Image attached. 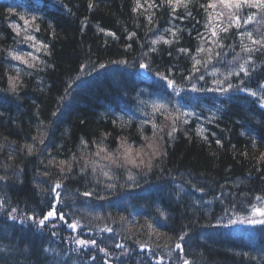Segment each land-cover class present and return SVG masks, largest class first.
<instances>
[{
	"label": "trees",
	"instance_id": "obj_1",
	"mask_svg": "<svg viewBox=\"0 0 264 264\" xmlns=\"http://www.w3.org/2000/svg\"><path fill=\"white\" fill-rule=\"evenodd\" d=\"M89 2L90 0H64V3H68L72 11L77 12L78 15L81 14L83 17L86 16L89 21L88 23H98L101 29H109L116 33L117 41L112 40V42L110 40H104L102 42L100 38L92 37L88 41L82 42L78 39L79 30L76 23H69L66 20L63 22L55 21L53 27L55 29L57 27L58 31L54 39H56L58 45L61 44L59 47L62 48V51L58 54L62 60L60 61L62 63L61 68L64 69L66 73L68 67L75 70L81 63H88L86 64L88 66L86 72H88L91 64L95 63L92 62V60H125L127 63L122 65L125 68V71H123L125 76L119 75V73L113 74V76L117 77L115 79L122 84L117 86V89H119L118 91L114 90V93H116L117 96H122L124 94H126V96L131 94L132 96L136 93L137 96V94H140V85L142 83L136 81L134 78L130 79L129 77L132 76H129V74L136 75V79L140 78L139 61L142 54L147 52L149 47H151V40L144 36V33H147L149 30L144 22V18L147 16L146 14H155V10L147 8L146 2H143L142 4H145L147 10L141 9L142 17L138 20L130 13L131 0H91L93 4L91 9H89ZM209 3L210 0H195L193 4H189L187 9L184 7H182V11L178 9L176 13L177 17H187V12H192V17H187L185 19L178 18L172 20L171 8L168 6L162 8V17L155 18V26L158 25L160 27V36L162 35L164 39L177 40L178 42L164 44L162 40L159 41L160 43L156 46L157 51L151 52L147 57H144L145 62L151 63L152 71L151 73L147 72V74L153 76L157 69L161 72H165L169 67L172 68V78H174L178 84L182 85V87H179L181 89L179 95L189 96L186 101H182L183 104L192 111H196L198 108L203 109L204 114L202 115L204 118V124L208 126V128H206L208 131L205 132L204 135L208 136V141H210V143L203 140L201 136L195 134L194 131H188V134L183 137L185 138L184 140L178 138L180 142L174 146L167 161L161 162L158 159L154 164L155 166L152 171L154 175L157 172L164 173L161 174L160 177L163 175L168 176V174L175 175L176 173L179 174V172H184L192 177L197 176L201 179L200 181L202 183L206 178H210L215 186L211 185L207 189H204L202 198L214 200V206L221 205L225 198H233V204L236 206L235 210H237V212H242L244 209H247V206H249L253 197L260 196V194L264 193V170H256L257 160H259L261 154L264 153V142L259 140V138H264V109L258 108L256 103L244 93L242 94L230 90L229 93L220 94L206 90L199 91V89L215 88L217 85L214 81H224V77L228 75L229 71L233 73V76L229 78L228 82H231L233 85L239 84L242 79H245L244 73H239L238 76L236 75L239 71V61L242 59L247 60L249 56L252 57L254 62H252L249 67L250 76L247 78V83L255 89L261 81H264V55L255 52L245 53L242 51V45L248 47L257 46L252 45L247 36L241 38L238 34L247 30L252 33L254 39H259L260 36L264 34V13L258 12L255 8H244L242 9V15L252 13L257 14L254 23L252 22L243 25L240 29L232 27L227 33L221 32L219 28H215L218 36L212 39L219 40L225 45V47L221 49L209 39L211 37V30L215 27L209 25L208 17L210 14V8H208L206 12L203 8L198 6L199 4L207 6ZM92 9L93 12L90 11ZM76 18L78 19V17ZM228 21L229 19L222 20L219 24H221L222 27L227 26ZM206 24L208 25L207 28H205ZM159 27L157 28L159 29ZM166 29L175 31L176 37H173L171 31H166ZM123 32H135L136 35L131 40L127 41L124 39L125 35ZM198 32L204 35V40L197 38ZM141 37L142 39H139ZM106 41L107 47L103 48L104 45H102V43H105ZM66 43L70 45L67 49L62 46V44L66 46ZM128 44H131L132 47H136L137 49L134 51H131V49L126 50L125 46ZM228 45H234L235 47L234 49L229 48L227 47ZM179 47H188L191 54L185 56L178 53L176 50ZM201 47H203L204 51L197 52L196 49ZM115 52H119V55ZM169 53H171V56ZM217 53H221L223 58H218L216 55ZM193 56L200 60L202 64L208 60L209 56L213 59L208 65L207 70L198 65V67H200V72L195 73V78L186 80L184 77L189 76L190 73H192L194 64ZM50 62L53 64L56 63L55 66L57 68V62H55V60L52 59ZM109 63L112 64V62ZM114 67L116 66L112 65V69ZM214 70L215 74H213ZM111 72L113 73V70ZM51 74L53 76V79L51 80L52 90L47 96L43 95L42 88L38 86L27 90L23 85L17 94L12 95L10 93V96L15 102L12 110L7 111L8 105H0L5 109V113H0V146L4 144V140L7 142L11 140L16 142L30 140L31 138L29 134L34 131V128H37V131L39 132H46L44 131V127L39 123L35 125H32V123L35 120L36 115L37 117L38 114L41 115L46 106L49 105L47 98L52 96L53 100L57 98L53 93L56 90L58 92L60 86L61 88L64 87L61 83L66 78L65 75L59 73V71L57 74ZM200 74H204V80L198 79ZM108 80L109 79H107V81ZM23 81L24 80H22V84ZM155 85L156 91L166 86L165 82L161 81L158 77H156ZM193 85L198 89L197 91H192ZM221 86L227 87V83H222ZM7 88L8 79L3 76L2 67L0 66V92L7 94ZM24 88L26 89L24 90ZM197 92H204V94H207L208 98H212L216 101L210 100L212 103H206V101L203 100L198 102L200 104H194L191 102L190 98L191 96L196 95ZM95 93L96 92L94 91V94ZM62 95L58 98H61ZM143 98L145 97L141 95V98L138 99V101L139 104L145 108V113L147 114L153 109V107H151L148 100ZM51 101L52 100H50V104ZM174 103L175 102H169L167 105L174 106ZM179 109L182 111L181 108ZM74 112L75 113L71 118H67L65 121L59 123L56 134L54 133V135H51L50 130L45 133L47 135L46 143L48 142L52 145L51 148L54 151L53 153L58 154L63 160L72 161L73 163V172L67 179L70 183H68V186L64 185V189H62L61 193L64 194L63 197L66 198V202L74 199L72 203L70 202V208L72 206L78 207L79 212L85 219L83 220L82 216L79 214H68L70 218H76L74 216L80 217V220L84 222V224H82L83 227L87 224H93L96 222V220H89L92 218V211L98 213L99 217L97 222L100 221L102 217L111 218L110 215L112 214L117 218L120 216L125 217L121 214L122 207L127 205V203L133 199V196H131L129 192H125V189L128 186L121 177H118L119 168L108 165L106 160L93 154L98 151V146L104 147L107 153L113 154V150H118L121 137L126 138L128 144H130L133 149L142 147L147 143L144 137L152 138L153 131H139V134H137V132H129V130L133 128L126 119L118 118L116 124L113 125L110 121V116L106 117V111L102 112L96 110L95 112H92L87 109H81L75 110ZM149 115L150 114H148V116ZM213 116L215 117L213 123H207L208 119ZM82 121L83 123H81ZM242 132H244L245 135H241ZM102 133H110V135L105 139L102 136ZM211 133H216V137L223 141V148L216 145L215 138ZM130 134H133L135 138H132ZM90 136H92L91 138L96 139L95 144L91 142ZM253 136L258 138V145L255 148H253L251 144ZM81 138H84L87 141V146L83 152H80L79 148L77 149V146L75 145V143H78ZM162 144L165 145L163 141ZM43 146L44 145H40L37 142L35 145L36 151L31 157L42 154L43 165L45 166L47 160L51 158L52 153L47 151L48 149L41 153L40 149L43 148ZM233 146H235V150H233ZM19 151L20 150L16 152ZM244 152H247V156L241 155ZM105 154L106 153H101V156ZM73 157L76 159L73 160ZM93 162H95L96 165V172L92 171ZM105 165H107V167H101ZM82 167L85 168L84 172H81ZM50 170L52 172V178L53 176H57L56 169L53 168ZM104 171H108L113 179L109 180L105 177L103 175ZM17 173L20 174V170H17L16 174ZM131 173L135 177L137 176L140 180H143L138 171H132ZM11 179L14 181L13 178ZM43 179H40V182H38L37 189L28 186L23 190V193L19 192L15 195L17 201H22V199L29 200L27 208L31 212L41 210V213H43L48 211V208L52 203V200L48 199V203L43 205L39 204L38 207H35L34 201H36L41 195L46 197L53 196L46 191V186L51 188L52 183L51 185H48L46 179ZM42 181H44V183H41ZM151 183L152 182L149 181L147 185L150 186ZM108 184H113L114 186L108 188ZM162 190L170 191L171 194H173L171 196L179 195L170 188L169 182L163 186ZM85 191L92 192L93 195L85 197L82 195ZM25 192H27V194ZM218 195L222 200L218 199ZM79 197H84L87 203L74 205V201ZM8 202L9 201L2 202L0 199V205H3V207H0L1 216L6 215V212L2 210L3 208L7 210ZM156 204H159L158 201ZM213 208L214 207L212 206L211 210H209L211 217L214 213L218 212L217 209L214 210ZM83 209H85V211ZM159 211L165 213L166 216L163 217L172 219L175 223L179 224V226L185 225L186 223V221L181 222L182 218L181 220H177L172 216V218L169 217L167 213L169 212L171 214V210L166 207H164V210L160 207ZM228 213L232 212L228 211ZM135 216V223L127 226L128 230H131L130 234L126 236L128 240H130L128 238L129 236H131V238H134V236H141L143 234L141 232L144 230L146 236V225L152 223L149 219L144 218L139 214H135ZM168 218L166 219L167 221H169ZM142 225L144 227H140ZM152 226L156 227V229L159 227L153 224ZM138 228L139 231H137ZM112 238H114L113 234ZM146 238L149 240L154 239V237L147 236ZM13 240L14 243H10L12 251H9L8 254L10 256L23 258V256L28 254V251L22 249L21 243L19 245L17 242L15 243V239ZM37 241L38 240L35 238L31 250L29 246L26 245V247L29 249L30 253L32 252L34 258L38 260V264H42L40 257L38 259V251L42 247H37ZM225 243L226 242H222V244L217 245L209 243L207 244L209 246H203L202 244L197 243V248L204 249L205 251L202 260L206 264H238L239 261L244 260L243 255H237V253L242 254L243 252L236 247V243L233 242L234 245H226ZM250 256L255 257V259H249L248 262H253L251 264H257V262L263 264L264 252L262 254L250 253Z\"/></svg>",
	"mask_w": 264,
	"mask_h": 264
},
{
	"label": "bare ground",
	"instance_id": "obj_2",
	"mask_svg": "<svg viewBox=\"0 0 264 264\" xmlns=\"http://www.w3.org/2000/svg\"><path fill=\"white\" fill-rule=\"evenodd\" d=\"M194 1L195 0H193V2ZM143 2H146V0H140V3ZM156 2L159 3L160 0H157ZM133 7H135V0H131L130 13L135 19L137 18L139 20L140 17H142L141 10H138V12L134 13L132 11ZM9 9H12L18 14L27 15L29 18L32 15L40 18L37 21L40 23V32L36 34L37 38L49 43L51 47L50 55L46 56L43 53H36V55L40 57L41 62L38 64V68L41 70L34 71L27 69L22 73L21 81L24 80L23 85L27 88V90L38 86L42 88V92L44 93L43 95L47 96L52 90L51 80L53 79V76L51 73L57 74L59 71V73H62L66 77L61 83L64 87L61 88L60 86V89L58 88L59 91L57 92L56 90L53 93V95H55L57 98L54 100L53 96L47 98L49 105L46 106L41 115L38 114L39 120L37 119L36 115L32 125L37 123L40 124L42 121L44 131L47 132L50 130L51 135H54V133L56 134L59 123L65 121L67 118H71V116L74 115L75 110L87 109L92 112H95L96 110L102 112L106 111V117L110 116L111 122L113 121V118L126 119V121L133 128L130 129L129 132H137V134H139V131H154L151 124L143 126L141 125V122L144 120L152 119L158 125H160L161 128H164L168 121L165 120V117L162 115H153V109H151L146 114L145 108L142 107L138 101V99L141 98V95L145 97L143 99L150 102L151 107H153L154 104H167L169 102H175L174 106L167 105L169 112L173 110L172 108H181L182 111H192L188 109L182 102L186 101L189 96L176 95L166 86L156 91V77L154 75L152 76L148 74L143 76L141 71L139 72L140 78L137 79L135 78L136 75L129 74V76H132L129 77L130 79L134 78L136 81L142 83L140 85V94H137V96L136 93H134L132 96L131 94L127 96L126 94L117 96V94L114 93V90L118 91L119 88L117 89V86L122 84L120 81L119 83L117 79H115L117 77L113 76V74L119 73V75H124L123 71H125V68L119 63H109L112 62L111 59H109L110 61L92 60V62L95 63L91 64L88 72H86L88 69L86 64L88 63H81L75 70L68 67L65 73V70L61 68L62 63L60 61L62 60L58 56L59 52L62 51V48L59 47L61 44L58 45L56 39H54L55 36L53 37L50 35V32L53 30L49 28L50 22L52 25L55 21L63 22L64 20L69 23H76L79 30L78 39L82 42H86L92 37L100 38L102 42L104 40L117 41V39H114L111 36H106L104 32H101V27L98 23H88L89 21L85 19L87 18L86 16L83 17L81 14L78 15L77 12L72 11L69 4L64 3V0H0V50L4 52L3 55H0V66L2 67L3 76H5L6 79L8 75H16L14 71L10 70L9 62H3L4 57L7 55V50L14 48L21 52L33 51V49L28 48L24 44H14V33H11V30L8 28V24L12 21H20H18V16L8 15ZM151 9H154V12L156 13L154 15L151 14L153 16L152 24H149L147 20L149 15L146 14L147 16H145L144 22L148 26L149 30L147 33H144V36L152 41L153 39H156L158 36H160V27L158 25L155 26V18L162 17L163 10L162 8ZM179 10L182 11V7H180ZM90 11L93 12V9ZM76 17H78V19ZM82 27L84 28L83 32H81ZM157 27H159V29ZM104 30L105 32H112L109 29ZM54 31L56 35L58 28H54ZM123 33L125 35L124 39L129 41V33ZM139 39H142V37ZM159 43L160 42H158V44ZM102 45H104L103 48L107 47V41L102 43ZM157 45H155V47ZM62 46L65 49L70 47V45L67 43L66 46L64 44H62ZM135 49L137 48L132 47L131 51H134ZM115 53H118L119 55V52ZM52 59L57 62V68L55 66L56 63L53 64L50 62ZM245 61L246 59H242L239 61V64ZM252 62L254 61L252 60ZM10 63L20 67L21 69H25V66L19 64V62L10 61ZM48 64H50L51 67H45V65ZM99 64H104L105 67L99 68ZM81 65L86 66L85 71H81ZM112 65L116 67L112 69ZM93 68H95V71H93ZM112 70L113 73L111 72ZM88 73L91 74L89 75ZM107 79L109 80L107 81ZM69 86H71V88H69ZM178 86L182 87L181 84H178ZM26 88H24V90ZM254 90H256V88ZM66 91L68 94H66ZM94 91L96 92L95 94ZM10 95V93L5 94L0 92V105H8L7 111L12 110L13 104L15 103ZM61 95L63 99L58 98ZM250 99L254 101V98L250 97ZM50 100H52V105L50 104ZM190 100L194 104H200L198 102L203 100L206 101V103H212L211 101H216L212 98H208L207 94H204V92H197L196 95L191 96ZM248 104L251 105L250 103ZM256 106L260 108L258 103H256ZM4 111L5 109L0 106V113H5ZM193 112L195 113L194 116L187 117V125L183 124L182 122L178 123V131L174 134L173 138L167 137V129L165 128V135L161 140V143L162 141L165 143V145H162L167 155L162 158H157L153 161V164H155L158 159L161 162L167 161L169 154L172 153L174 149V146L180 142L178 138L184 140L185 138L183 137L188 134V131H194V133L197 134L199 126L202 125L204 128H208V126L204 124V118L202 115L204 114L203 109L198 108ZM53 113H56V115L54 116ZM148 114L150 115L148 116ZM33 130L34 131L29 134L31 138L30 140L20 142L13 140L7 142L4 140L2 148L0 147V176L7 177V179L0 181V199L2 202L9 201L8 208L6 207L7 210L5 208L2 210L6 212V215H0V264H38V260L34 258L32 252L30 253L29 249L26 247V245L29 246L31 250L35 238L38 240L36 242L37 247H42L38 251V259L40 257L42 264H104L105 260H108L109 264H155L156 256L163 258L161 260V264H182L181 260L179 259L181 253L179 250L175 249V244L178 242L176 238L181 234V232L188 233V236L184 241L181 242V244L184 248V256L190 261V264H206L202 260L205 251L204 249L197 248V243H200L203 246L209 243L214 245L222 244V242H226V245H234V243H236V247H238L241 252L248 253L249 256L250 253L262 254L264 252V226L240 223L229 225L228 227L223 226L228 224L229 218L237 219L239 217L240 219H243L245 217H251L252 213L250 205L264 207V200L257 201L255 197H253V200L249 206H247V209H244L242 212H237V210H235L236 206L232 207V205H234L233 198H225L221 205L214 206V200L202 198L204 191L196 192L193 189V185L200 186L203 189H207L211 185H214L210 178H206V180L203 182L205 184H203L200 181L201 179H199L197 176L192 177L184 172H179V174L176 173L175 175H163L160 177V175L164 173L157 172L154 175L153 171H151L147 172L146 175L141 174V179L143 180H140L136 176V179L133 182L128 181V173L138 170L133 168L131 165L127 166V170H125V168H119L118 171V177H121L128 186L125 189V192H129V194L133 196V199L129 201L127 205H125L126 207H122L123 209L121 214L126 218L124 221H121V216L117 218L114 214H112L110 215L111 218L102 217L101 220L97 222L99 217L98 213L96 211H92V218L89 220H96V222L93 224L88 222L90 224H87L83 227L82 224H84V222L80 220V217L74 216L76 218H70L68 214L71 213L72 215H81L78 207L72 206L70 208V202L72 203L74 199L72 201L66 202V198L63 197L64 194L61 193V202L56 205V209L58 214L61 211L64 212L66 217L64 221H60L59 215H57L56 218H50L48 221H46L45 226L43 227L36 225L33 221L22 222L21 217H26L27 215H31L33 213L39 218H42L43 215L52 208V203L55 199L54 195L51 194L53 195L51 197L41 195L36 201H34L35 207H38L39 204L43 205L48 203V199L52 200L48 211L41 213V210L31 212L27 208V203L29 200H23L22 198H19L22 199V201H17V198H15L17 193H23V190L28 186L37 189L40 179L45 178L48 182V185H51V183L53 184V182L57 179V176H53L52 178L51 176L45 177L42 175L43 171L45 170V166L42 162V154L31 157L27 155L26 151L16 152L20 150V148L25 143H31L33 136H36L39 139L41 133H46L43 131H37V128H34ZM130 135L132 138H135L133 134ZM91 137L92 136H90V138ZM81 140L85 139L81 138L78 143H75V145L77 146V149L79 148L80 152H83L86 146L81 143ZM95 140V138H91V142L94 144L96 143ZM46 144L48 145L47 151L51 152L52 156H55L57 161L63 160L58 154L53 153L54 151L51 148L52 145L50 143L47 142ZM142 147L147 150L146 143ZM116 151L117 149L113 150V154H115ZM10 155L11 159H9ZM17 170H20V174H16ZM11 178H13L14 181H12ZM149 181L152 182L151 185L149 184L150 186L147 185ZM168 182L170 183V188L179 194L178 196H171L173 194H171L170 191L162 190L163 186H165ZM68 183H70L69 180H64L63 187L58 191L61 192L62 189H64V185L68 186ZM46 188L49 189L50 187L46 186ZM25 193L27 194V192ZM260 196L264 197V193L260 194ZM218 199L222 200L220 196ZM157 201L159 204H156ZM201 201L205 202L208 206L202 207L200 205ZM82 203H87L84 197H79L76 201H74V205ZM212 206L214 207L213 209H217L218 212L214 213V215L211 217L209 210H211ZM160 207H162V210H164V207L170 209L171 214L168 212L167 215L169 217L172 216L177 220H181L182 218L181 222L186 221L185 225L179 226V224L175 223L172 219L167 217L169 219V221H167L166 217L160 216ZM12 208L18 209V212L13 214L17 217L16 220H11L8 218V213L11 212ZM225 209H229V211L232 213H226ZM83 210L85 211V209ZM135 214H139L144 218L149 219V221L152 222L151 224L156 225L157 227L159 226L158 229L153 227L158 233L161 234L159 239H157L155 235L149 236L148 234L146 235L147 237H154V239H147L145 236V230L141 232L143 233L141 236H134V238H131L130 240L126 238V236H128L131 231L128 230L127 226L129 224L135 223ZM81 216L84 220V216ZM254 218L264 219V217ZM74 221H78L80 225L75 232L67 227L68 223H72ZM145 221L148 222L147 220ZM53 225H55V227H53ZM106 226L111 227L113 231H102V229H104ZM146 230V233H148L147 227ZM53 233H55V235H53ZM112 234L114 238H112ZM76 238L85 240L95 239L97 246L105 248L108 252V255L105 256L104 253L99 252L97 246L89 245L88 247H78L74 243ZM13 239H15V243L17 242L19 245L20 243L22 244V249L28 251V254L23 256V258L10 256L8 254L9 251H12L10 243H14ZM137 241H139V243L146 244L148 248L146 250H141L137 244ZM117 243L123 244L125 248L129 249L130 251L125 253L124 249L116 248L115 245ZM157 244H159V247H156ZM152 250H154L155 256L153 255ZM93 256L96 257L95 261L91 259ZM243 259L244 260L239 261L238 264L253 263L248 262L249 259L244 257ZM262 263L264 264V262ZM257 264L260 263L257 262Z\"/></svg>",
	"mask_w": 264,
	"mask_h": 264
},
{
	"label": "snow or ice",
	"instance_id": "obj_3",
	"mask_svg": "<svg viewBox=\"0 0 264 264\" xmlns=\"http://www.w3.org/2000/svg\"><path fill=\"white\" fill-rule=\"evenodd\" d=\"M146 4H147V8H163L165 6L170 7L172 20H175L178 18L179 19H185L187 17H192L191 11L187 12V17H177L176 13L180 7H184L185 9H187L189 4H193V0H160L159 3H157L156 0H146ZM218 5L222 6L223 9L228 10L227 15L229 17V21L227 23V26H223V27L221 26V24L217 23L215 25V27L213 28V30H211V37L209 39L211 40L212 43L216 44V46L221 48V49H223L225 47V45L222 42H220L219 40L212 39V38H216L218 36V33L215 30V28H219L221 32L227 33L229 31V29L232 27H235L236 29H240L243 25H247L250 22H252L253 20H255L256 15H257L256 13L248 14V15H246V17L244 15H242V9H244V8H255V9H257L258 12L264 13V0H217V3H209L207 6H205L204 4H199L198 6L200 8H203L207 12L208 8L215 10V9H217ZM65 7H66V5H65ZM92 7H93V4L90 0L89 9H91ZM141 9L147 10L145 8V4L140 3V0H135V7L132 8V11L134 13H136V12H138V10H141ZM8 15L9 16L16 15V16H18V21L22 22V23H20L17 21H12L8 24V28L11 30V33H14V36H13L14 44H24L28 48L33 49V51L21 52V51H17L16 49L13 48V49L7 50V55L4 57L3 62H9L10 70L14 71L16 73V75H8V77H7L8 88L6 89V91L8 93H11L12 95H15L18 93L19 89L21 87H23V84L21 81V75L23 72H25L27 69H32V70H36V71L41 70L38 68V64L41 62L40 57L37 56L36 53H43L46 56L50 55L51 54V47H50L49 43L45 42L42 39L37 38L36 34L40 32V23H38L37 21L40 18H38L35 15H32L29 18L27 15L18 14L16 12H14L12 9L8 10ZM224 16H225V12L219 11L216 13L215 19L220 20V18L224 17ZM85 19H87V18H85ZM212 19H213V17L210 15L209 16V22H211ZM147 20H148L149 24H152L153 23V16L149 15L147 17ZM241 21H242V23H241ZM207 27H208V25L206 24L205 28H207ZM49 28L53 29L50 32V35H52L54 37L55 31H54V28H53V25L51 24V22L49 23ZM83 31H84V28L82 27L81 32H83ZM100 31L104 32V34L106 36H111L114 39L117 38L116 34L114 32H110V31L105 32L104 29H100ZM150 31H151V29H150ZM166 31H171L172 36L176 37L175 31H172L171 29H166ZM238 34L241 38L244 36H247L248 40L251 41V44L257 46V47H248V46L242 45V51H244L245 53H254L255 52V53H261L262 55H264V34H262L259 39H254L252 33L250 31H247V30H245L244 32H240ZM135 35H136L135 32L129 33L128 39L131 40ZM197 38L200 40L205 39L204 35L202 33H199V32L197 33ZM161 40L163 41L164 44H172V43L178 42L177 40L164 39L162 35L158 36L156 39H153L151 41L152 46L149 47L147 52H144L142 54V57L139 61V68L140 69L144 70L145 72L151 73V71H152L151 70V63L145 62L144 57H147L149 55V53H151V52H156L157 49H156L155 45H157L158 42ZM227 47L234 49L235 46L234 45H228ZM125 48H126V50L131 49L132 45L128 44L125 46ZM176 51L180 54L185 55V56H188L191 54L190 49L188 47H179V48H177ZM196 51L202 52V51H204V49H203V47H201V48H197ZM3 54H4V52L2 50H0V55H3ZM169 55L171 56V53H169ZM216 55L220 59L223 58L221 53H217ZM192 58L194 60L192 73H190L189 76L184 77V79H186V80L195 78V73L200 72V67H198V65L204 67L207 70L208 65L212 62V59H213L211 56H209L208 60L202 64L200 60L195 58V56H193ZM10 61L19 62V64L25 66V69H21L20 67L11 64ZM30 61H32V62H30ZM112 63H119L121 65H124L127 63V61H125V60L112 61ZM251 64H252V57L251 56H249L245 62L239 64V71L236 73V75L238 76L239 73H244V77H245V79H242L239 84L233 85L231 82H228L229 78L233 76V73L231 71H229L228 75L224 77V81H214V83L217 85L215 88L199 89V91H205L206 90L209 92L226 94V93H229L230 90H233L235 92L247 93V95L249 97L254 98V101L256 103H258V105L261 109H264V81H261L257 85L256 90H253V88L247 83V78H249V76H250L249 67ZM45 67H51V65L48 64V65H45ZM98 67L104 68L105 65L99 64ZM85 69H86V66L81 65V71H85ZM93 71H95V68H93ZM27 74H30V73H27ZM88 74L90 75L91 73H88ZM213 74H215V70H214ZM154 75L156 77H158L161 81H164L166 84V87L168 89H171L174 94H176V95L180 94L181 89L179 88L178 84L176 83V80L174 78H172V68L171 67L166 69L165 72H161V71H159V69H157L156 72L154 73ZM198 79L204 80L205 79L204 74H200L198 76ZM225 82L227 83V87H222L221 84L225 83ZM69 88H71V86H69ZM197 90L198 89H196L195 85H193L192 91H197ZM66 94H68L67 91H66ZM61 99H63V97H61ZM156 114L164 116L165 120H167L168 123L165 125L164 128H161L160 125H158L152 119L144 120L141 122L142 126L147 125V124H151L152 128L154 129L152 138L144 137V139L147 141V143H146V149L147 150H145L144 147L133 149V147L130 144H128L127 139L124 137H121L119 148L115 154L107 153L106 149L104 147L98 146V151L96 153H94L93 155L100 157L103 160H106L108 162V165L115 166L116 168H125V170H127V166L131 165L133 168L138 170L139 174L146 175L147 172H151L155 166L153 164V161L156 160L157 158H162V157L167 155V153L164 150V147L161 143V140L163 139V137L165 135V128L167 129V131H166L167 137L173 138L174 134L178 131V127H177L178 123L182 122L183 124L187 125L188 124L187 117L195 115V113L193 111H181L179 108H173V110L171 112H169L167 104H163V103L153 105V115H156ZM53 115L55 116L56 113H53ZM37 119L39 120V117H37ZM117 119L118 118H113V121H112L113 124H116ZM214 120H215L214 116L210 117L208 119L207 123L211 124V123H213ZM42 123L43 122L41 121L40 125H42ZM81 123H83V121ZM38 127H39V125H38ZM207 131L208 130L201 125L198 127L197 134L199 136H201V138L203 140L210 143V141H208V136L204 135V133ZM109 135H110V133H102V136L105 139H107V137ZM211 135L215 138L216 145L219 146L220 148H223L224 147L223 141L220 138L216 137V133H211ZM241 135H245V133L242 132ZM259 140L261 142H264V138H259ZM37 142L40 145H44V147L40 149L41 153H43V151L47 150L48 145L46 144V134L41 133L39 139L36 136H33L32 142L31 143H25L20 148V151H26L27 155H29V156L33 155V153L36 151L35 145L37 144ZM81 143L84 144L85 146H87V141L81 140ZM251 144H252L253 148L257 147L258 138L253 136L251 139ZM0 147H2V146H0ZM233 150H235V146H233ZM101 153H106V154L101 156ZM241 155L247 156V152H244ZM9 159H11V155L9 156ZM72 159L75 160L76 158L73 157ZM86 166H87V162H86ZM101 167L102 168L107 167V165L101 166ZM53 168L56 169L57 179L53 182L50 189H46V191H48L50 194H53L55 197V199L52 203V208L46 214H44L42 218H39L34 213L31 215H27L26 217H21L22 222L33 221L36 225L43 227V226H45L46 221H48L50 218H56L57 215H59L60 221H64L66 219L64 212L61 211V212H59V214L57 213L56 205L61 202V192L58 190L63 187V181L68 179L70 177V175L72 174L73 163H72V161H67V160L57 161L55 156H51V158L47 160V164L45 165V170L43 171L42 175H44L45 177L51 176L52 172L50 169H53ZM256 170L257 171L264 170V153H262L259 160H257ZM84 171H85V168L82 167L81 172H84ZM92 171L96 172L95 162H93ZM103 175L105 177H107L109 180L113 179V177L110 175V173L108 171H104ZM5 179H7L6 176H0V181H3ZM127 179H128V181L134 182L136 178L131 172H129ZM41 183H44V181H42ZM113 186H114L113 184L107 185L108 188H112ZM137 186H138V184H137ZM193 189L196 192H203L204 191V189L202 187L196 186V185H193ZM82 195L85 197H90L93 195V193L89 192V191H85L82 193ZM101 199H102V197H101ZM255 199L257 201H262V200H264V197L258 195L255 197ZM0 207H3V205H0ZM232 207H235V205H232ZM250 207H251V213H252L251 217H245L243 219H240L239 217L237 219L229 218L228 224H225L223 226L228 227L229 225H234L237 223L264 226V219L254 218V217H264V207H257L255 205H250ZM228 211H229V209H225V212H228ZM17 212H18V209L12 208L11 212L8 213V218L11 220H16L17 217L13 214L17 213ZM160 215L164 216L165 213L161 212ZM120 219H121V221H124L125 217H121ZM79 226L80 225H79L78 221H74L72 223L67 224V227L69 229H71L73 232H75ZM53 227H55V225H53ZM140 227H144V226L142 225ZM146 227L148 229L147 234L149 236L155 235L156 238L159 239L161 234L158 233L155 228H153L151 223H148L146 225ZM102 231L112 232L113 229L111 227L106 226L104 229H102ZM137 231H139V228L137 229ZM53 235H55V233H53ZM187 236H188L187 232H181V234L176 238L178 242L175 244V249L179 250V252L181 253L179 259L181 260L182 264H190V261L187 258H185V256H184V248L182 247V244H181V242L184 241ZM128 238L131 239V236H129ZM74 243L78 247H81V246L82 247H88L89 245L97 246V242L95 239L85 240V239L76 238L74 240ZM137 244L141 250H146L148 248V246L146 244L139 243V241H137ZM115 247L124 249L125 253L130 251L129 249L125 248V246L121 243H117L115 245ZM156 247H159V244H157ZM98 250H99V252L104 253L105 256L108 255V252L106 251L105 248L98 247ZM152 251H153V255L155 256L154 250H152ZM237 255H243L244 258H246V259H255V257L249 256L248 253H243V254L237 253ZM91 259L93 261H95L96 257L93 256V257H91ZM162 259H163L162 257L156 256L155 257V264H161ZM104 264H109V261L105 260Z\"/></svg>",
	"mask_w": 264,
	"mask_h": 264
},
{
	"label": "rangeland",
	"instance_id": "obj_4",
	"mask_svg": "<svg viewBox=\"0 0 264 264\" xmlns=\"http://www.w3.org/2000/svg\"><path fill=\"white\" fill-rule=\"evenodd\" d=\"M200 205H201L202 207H207V206H208V205H207L205 202H203V201L200 202Z\"/></svg>",
	"mask_w": 264,
	"mask_h": 264
}]
</instances>
